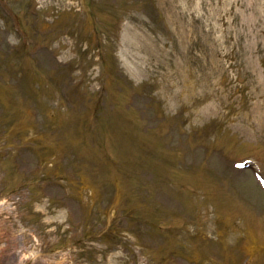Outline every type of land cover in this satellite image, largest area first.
Returning <instances> with one entry per match:
<instances>
[{
	"label": "rangeland",
	"instance_id": "rangeland-1",
	"mask_svg": "<svg viewBox=\"0 0 264 264\" xmlns=\"http://www.w3.org/2000/svg\"><path fill=\"white\" fill-rule=\"evenodd\" d=\"M254 166L264 0H0V264H264Z\"/></svg>",
	"mask_w": 264,
	"mask_h": 264
},
{
	"label": "snow or ice",
	"instance_id": "snow-or-ice-1",
	"mask_svg": "<svg viewBox=\"0 0 264 264\" xmlns=\"http://www.w3.org/2000/svg\"><path fill=\"white\" fill-rule=\"evenodd\" d=\"M239 167H242V165H239Z\"/></svg>",
	"mask_w": 264,
	"mask_h": 264
}]
</instances>
